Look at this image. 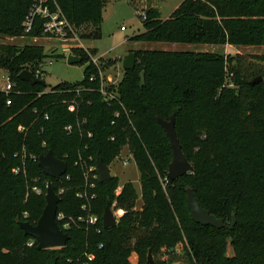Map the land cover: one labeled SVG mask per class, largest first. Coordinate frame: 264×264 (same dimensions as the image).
Listing matches in <instances>:
<instances>
[{
    "label": "trees",
    "instance_id": "obj_1",
    "mask_svg": "<svg viewBox=\"0 0 264 264\" xmlns=\"http://www.w3.org/2000/svg\"><path fill=\"white\" fill-rule=\"evenodd\" d=\"M57 1L76 27L102 22V0ZM28 9V1L0 0V37H41L38 22L24 33ZM131 40L264 42V0H182L167 18L150 8L145 30ZM76 50L80 64H87V52ZM134 52L135 67L124 69L117 98L108 102L99 92L97 67L87 65L80 81L31 84L19 74L48 57L44 47L0 43V70L15 83L8 93L0 90V264H77L86 251L94 253L90 264H131L132 252L143 262L150 249L180 264H264V54L253 56L254 61L219 51ZM117 61L108 59L104 68ZM93 73L96 79L91 81ZM258 76L261 81L251 84ZM73 99L74 110L69 108ZM172 114L183 151L194 166L176 180L168 178L150 149L170 143L157 118L168 120ZM68 124L74 125L71 133L65 129ZM125 146L141 173L142 207L137 208L134 184L120 185L113 175L96 181V196L89 210H83L85 200L77 191L84 183V163L92 155L93 164L101 157L110 166ZM48 151L67 162V173L60 178L39 166V157ZM79 154L83 159L76 164ZM49 180L61 196L58 211L75 220L66 229L70 239L65 246L39 249L18 221L38 222ZM187 187L201 206L225 219L223 228L191 218ZM108 205L117 223L106 228ZM89 213L99 216L97 224L77 220ZM234 217L237 224L231 228ZM227 237L233 256L225 253Z\"/></svg>",
    "mask_w": 264,
    "mask_h": 264
},
{
    "label": "rangeland",
    "instance_id": "obj_2",
    "mask_svg": "<svg viewBox=\"0 0 264 264\" xmlns=\"http://www.w3.org/2000/svg\"><path fill=\"white\" fill-rule=\"evenodd\" d=\"M181 1L182 0H102V22L100 24H95L92 21L83 22L77 27L78 38L74 40H60L45 37L28 38L26 36H2L0 37V43H10L20 46L27 43L42 45L48 54L42 67L44 70L43 79L49 86H54L61 81L75 82L82 80L85 75L86 66H95V64L91 62L90 53L92 56L99 58L102 64L107 62L110 58H117L118 61L115 65L106 67L103 71V76L105 78L103 82L109 85V92L118 91V83L124 75L123 61L125 57L131 51L140 48L172 51H219L231 55L241 54L247 59L254 61L256 60L253 56L264 54V42H258L252 45H218L205 43L203 41L189 43L131 40V37L145 30V21L137 15L136 9H143L149 13L150 8H157L162 18H167ZM122 26H124V29H122ZM67 43L77 45L69 52L71 48L69 45L65 46ZM81 45L87 48L86 54L89 56L87 64H80L82 61L74 64L68 63L67 55L70 53L77 54L79 51H77L76 48H79ZM97 70L98 76L100 77L99 69L97 68ZM8 77L7 71L0 70V87L5 85ZM99 79L101 80V78ZM150 149L159 156V160L162 161L165 167L164 171L168 173V165L173 157L170 143L165 141L157 145H152ZM124 158L129 159V162L123 164ZM110 170L112 175L119 178L120 185L128 181L132 182L137 189L139 198H141V173L127 146H125L120 154L110 163ZM188 185L190 184H186L185 186ZM117 191L119 192L120 188ZM139 201L138 203H140ZM235 224H237L236 218ZM227 240L228 244L225 253L227 256H233L234 249L230 237H227ZM177 248L181 249V246L178 245ZM153 256L155 264H161V261H163L162 264H180L178 261H168L167 255L154 253ZM129 261L131 264L146 263V259L141 262L140 257L135 252L130 254Z\"/></svg>",
    "mask_w": 264,
    "mask_h": 264
},
{
    "label": "water",
    "instance_id": "obj_3",
    "mask_svg": "<svg viewBox=\"0 0 264 264\" xmlns=\"http://www.w3.org/2000/svg\"><path fill=\"white\" fill-rule=\"evenodd\" d=\"M82 56L70 53L67 55V62L70 64L80 63ZM136 65V53L131 51L123 61V68H133ZM20 79L27 81L31 84L45 83L43 78L36 77L29 69H23L19 74ZM262 76H258L250 83L255 84L261 81ZM158 123L162 126L166 135L170 140V146L173 151L172 161L168 166V178L176 180L186 173L193 171L194 166L188 159L183 151L182 144L179 140L176 130V116L172 114L170 119L162 117L157 118ZM39 166L43 169L44 173L53 178H60L67 173V162L54 155L52 151L39 157ZM97 170L100 175V181L105 182L113 175L110 166L106 164L101 157L97 158ZM46 206L43 210L41 217L36 224L29 221H18V224L24 230L25 234L33 237L38 242L39 249L58 248L66 245L70 236L67 232L63 231L57 222L58 205L61 199L59 192L53 186L51 180L47 183L46 189ZM187 206L190 211L191 218L202 225H211L216 228H223L225 226V219L217 217L209 210L201 206L197 200L191 187H187ZM117 223V218L113 209L108 205L103 214V225L108 228ZM234 221L231 228L234 227ZM145 264H155L154 256L151 249L148 252L147 261Z\"/></svg>",
    "mask_w": 264,
    "mask_h": 264
},
{
    "label": "built area",
    "instance_id": "obj_4",
    "mask_svg": "<svg viewBox=\"0 0 264 264\" xmlns=\"http://www.w3.org/2000/svg\"><path fill=\"white\" fill-rule=\"evenodd\" d=\"M24 1L29 2V9L23 21V29H24L25 34L30 33L35 27H37V22H38V25L40 26V30H41V37L54 38V39H60V40H69V39L74 40L78 38L77 27L69 21V19L64 14L57 0H24ZM136 13L138 16L141 17L143 21L147 20L148 12L146 10L136 9ZM122 29H124V26H122ZM68 45L71 48L69 52H71L72 49L76 47L77 44L67 43L65 46H68ZM80 48H83L87 52V48L84 47L83 45H81ZM90 56H91V62H93L95 66L99 69V73L101 75L100 76L101 85H100L99 92L103 95L104 99L108 102L110 101L111 98L116 99L117 92H109V87H108L109 85L106 84V82H103L105 79L103 76V71L105 69L104 64H102L99 58L92 56L91 53H90ZM43 64H44V61L40 62L35 67L34 70H31L33 74L38 78H43V75H44V70L42 68ZM95 79H96V75L95 74L91 75L90 80L93 81ZM14 86H15V83L12 82L10 78L8 77L5 85L0 87V90L8 93L10 90L13 89ZM10 102L11 101L8 100V104H10ZM74 102H75L74 99L71 102H69L70 104L69 108L72 110L75 109ZM83 122H87V120L84 119ZM76 125L79 129V124H76ZM19 129L23 130L24 127L21 126ZM65 129L68 133H71L72 131H74V125L68 124L65 126ZM87 135L89 137H92L93 132L88 131ZM23 152H24L23 155L25 156L24 148H23ZM33 158H35V156H33ZM82 159H83L82 154H79L76 164H80ZM92 161H93V156L90 155L88 157V161L84 163L85 167L83 166L84 183L80 187L81 189L77 191V196L85 200L82 203L83 210H89L90 202L96 196V192H95L96 181L100 179L97 166L96 164H93ZM128 162H129V159L127 158L123 159V164H126ZM19 171L20 169L17 168L16 172H19ZM33 189L37 193H41V189L39 187L34 186ZM60 192H62V190ZM74 220L75 219L73 217H67L63 212H60V211L57 212V222L59 226L62 228V230L65 232H66V229H68L71 226ZM77 220H81L82 222L87 221L90 224H97L100 218L95 213H89L87 217L82 216V215L78 216ZM97 230L99 232L100 228H97ZM28 244L32 245L33 241H29ZM101 246L102 244H99V247ZM93 259H94V253L90 251H86L85 257L82 260H79L77 264H90L91 260Z\"/></svg>",
    "mask_w": 264,
    "mask_h": 264
},
{
    "label": "crops",
    "instance_id": "obj_5",
    "mask_svg": "<svg viewBox=\"0 0 264 264\" xmlns=\"http://www.w3.org/2000/svg\"><path fill=\"white\" fill-rule=\"evenodd\" d=\"M177 7V6H176ZM174 11V10H173ZM172 11V12H173ZM162 17V16H161ZM142 192V191H141ZM140 200V201H139ZM138 201L140 202V203H138ZM142 196H141V198H138V200H137V208H141L142 207Z\"/></svg>",
    "mask_w": 264,
    "mask_h": 264
}]
</instances>
